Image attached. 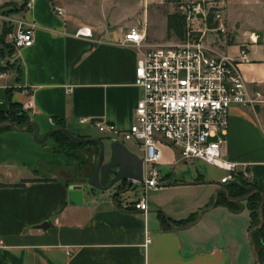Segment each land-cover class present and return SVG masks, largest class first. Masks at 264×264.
Segmentation results:
<instances>
[{"label": "crops", "instance_id": "1", "mask_svg": "<svg viewBox=\"0 0 264 264\" xmlns=\"http://www.w3.org/2000/svg\"><path fill=\"white\" fill-rule=\"evenodd\" d=\"M7 2L12 7L23 0H0V12L7 10L8 6L3 5ZM128 3L98 0L97 6L96 0H32L25 9L9 14L35 24L34 41L16 54L19 72L0 76V111L6 112L10 102L18 103L42 135L62 126L100 134L91 124L99 118L121 130L128 128L141 91L134 84L139 53L122 43L124 34L129 26L138 27L140 21L142 27L138 28L144 29L145 47L170 43L149 39L146 22L136 18L139 11L130 12L124 7ZM55 6L63 9L62 15L55 12ZM3 23L0 20V32ZM82 27H89L92 35H76ZM251 56L250 62L240 65L242 74L249 87L259 84L264 89V48H254ZM34 131V126L25 131L9 127L0 133H5L3 141L26 144ZM51 138L56 144L60 141L59 137ZM98 138L108 139L103 141L107 162L113 138ZM225 139L226 157L246 171V180L264 194V102L254 109L232 106ZM3 141V156L18 152L14 144L6 150ZM122 142L139 155L135 142ZM89 146L92 163L97 157L96 148L92 143ZM61 152L64 158L60 163L40 162L44 163L41 168L31 165L33 173L25 165L0 159V264H231L233 255L244 248L250 224V210L244 200L239 211L223 203L217 208L218 200L203 211L195 224L202 222L200 229L207 234H190L189 228L195 224L177 229L166 221L168 218L181 226L174 221L209 205L211 192L219 187L220 169L202 160L176 162V151L166 146L160 159L163 183L149 189L148 209L140 211L129 204L132 201H113L111 192L107 196L105 192L90 194L84 182L86 170L77 169L78 160ZM85 167L90 169V164ZM58 170L70 172L63 178ZM25 179L29 180L17 185ZM72 184L83 186L81 202H69ZM119 186L116 183L114 190ZM203 189L207 190L205 196L200 194ZM187 193L189 204L185 210ZM213 209H217L213 214L216 219L211 214L205 216ZM262 212L264 220V202Z\"/></svg>", "mask_w": 264, "mask_h": 264}, {"label": "built area", "instance_id": "2", "mask_svg": "<svg viewBox=\"0 0 264 264\" xmlns=\"http://www.w3.org/2000/svg\"><path fill=\"white\" fill-rule=\"evenodd\" d=\"M31 2L27 0L25 8ZM191 7L203 11L204 2H194ZM54 9L57 14H63L60 6ZM219 17L215 11L213 19ZM0 20L12 22L7 41L14 46L10 59L14 61L20 49L33 44L35 24L15 19L2 11ZM215 29L224 30L222 24ZM192 32L185 29L182 40L145 47L144 29L129 27L122 43L134 47L139 53L134 84L141 93L134 108V120L124 130L102 118L91 121L102 135L136 143L143 161V196L129 203L136 210L146 211L147 191L163 183L158 148L161 141L176 151V162L202 160L220 169L218 186L236 180L237 176L245 179L248 176L246 171L237 168L236 162L226 157L225 136L232 106L254 109L264 102V89L259 84L249 87L240 68L241 64L251 61L250 45L257 43L259 35H250L248 41L239 44L237 54L230 56L214 53L204 38V32L199 35ZM76 35L91 36V29L82 27ZM5 75L6 72H0V76ZM149 241L147 238L146 242Z\"/></svg>", "mask_w": 264, "mask_h": 264}, {"label": "rangeland", "instance_id": "3", "mask_svg": "<svg viewBox=\"0 0 264 264\" xmlns=\"http://www.w3.org/2000/svg\"><path fill=\"white\" fill-rule=\"evenodd\" d=\"M130 4H126L124 7L129 8L130 12L139 11V15L136 16L137 19H140L143 22H146L147 27V36L149 39H154L156 41L164 42H172L176 41L178 38L172 37L168 38L166 34V15L171 12H178V14L184 19V28L189 29V31L193 30L194 35H199L201 32H204V38L207 44L212 47L216 52L226 53L227 55H236L239 44L246 40L248 41L250 35L253 33H257L259 35L256 44H251L250 52L254 48H258L262 50L264 48V0H203L204 7L203 11H195L191 6L194 2H199V0H146V4L143 0H127ZM202 2V0H201ZM96 4L98 5V0H96ZM183 7V8H182ZM113 11V10H112ZM217 11L220 14V17L215 20L213 19L214 12ZM206 14L204 16L203 13ZM211 15V20L208 22L206 20L207 16ZM135 19V17H134ZM122 20V19H121ZM108 22L113 23L111 19H107ZM105 20L104 23H107ZM125 21V20H124ZM6 26L11 25L12 22H6ZM220 24H222L224 30L221 31L217 28ZM189 25V26H188ZM138 27H142V22L137 23ZM131 27V26H129ZM11 31V30H10ZM242 39V41H240ZM8 42V41H7ZM240 42V43H239ZM239 43V44H238ZM11 45V43L8 42ZM12 46V45H11ZM9 47H7V50ZM15 51V49H14ZM213 51L214 53H216ZM14 53V52H13ZM12 53V54H13ZM12 54L6 56L4 59H0L1 63L4 64L6 61L10 63H14L15 61L12 59ZM9 57V58H8ZM252 56H250L251 58ZM9 72V68L7 69ZM16 71V70H11ZM71 133L75 135H88L90 137H100L102 135L98 134L94 130L90 129H70ZM12 132V131H6ZM5 133H0V143L3 141V136ZM44 135L41 133L38 134V139L43 138ZM6 140V139H4ZM108 139H103V141ZM7 142V143H6ZM158 144V148L162 151L166 146L172 148L170 144H167L164 141ZM18 144H14L10 140L3 141L4 147L7 148L14 144L15 148L18 152H9V156H3L0 153V159H5V161L14 162L19 166H26L25 168L31 172V165L36 168H41L44 163L48 164H57L59 161L64 158L63 152L61 150H57L58 146L56 142L53 141L51 136H49L45 141L39 143L34 139V135L32 138L28 139L26 144H22V142H16ZM2 144V145H3ZM89 146V144H88ZM90 147V146H89ZM173 149V148H172ZM18 155V156H16ZM106 151L104 152L103 162H106ZM44 162V163H40ZM20 167V168H22ZM75 169L77 165L75 166ZM33 168V167H32ZM86 170V173H90L91 169L83 166ZM83 169V170H84ZM42 171V170H40ZM70 171H68L69 173ZM215 173L214 171H212ZM42 173V172H41ZM68 173H63L58 170L57 174L59 177H67ZM73 173V172H72ZM72 173H70L72 175ZM77 173V172H76ZM78 174V173H77ZM76 174V175H77ZM201 191V195H207V190L203 189ZM105 192L106 196L109 192L114 193V187L109 190L99 191V194H103ZM150 190L147 191V198L149 197ZM212 193V199L214 195V190ZM185 195V204L184 209L186 210L187 205L189 204V193ZM197 195V193H196ZM143 196V185L141 182H134L131 187L121 195V199L124 202L135 201ZM220 202L217 204L218 206H222ZM190 207V205H189ZM217 209H213L209 212L205 213L211 214L214 216L215 211ZM217 216H214L213 219H216ZM238 228H241V223L237 222ZM200 228L202 227V222L197 223L189 228L190 234H202L205 232ZM207 232V231H206ZM205 232V233H206ZM207 234V233H206ZM213 241V240H211ZM217 241H221L220 239ZM224 241V238H222ZM214 242V241H213ZM240 254L233 255L231 264H254V257L250 247V244L247 239L244 240V248L240 247ZM261 261L264 258V253L260 256Z\"/></svg>", "mask_w": 264, "mask_h": 264}, {"label": "water", "instance_id": "4", "mask_svg": "<svg viewBox=\"0 0 264 264\" xmlns=\"http://www.w3.org/2000/svg\"><path fill=\"white\" fill-rule=\"evenodd\" d=\"M31 126L35 127L34 131V139L41 143L45 141L48 136L55 132H62L68 136V138L76 143H84V144H96L98 147L97 157L91 165V172L86 173L84 177V182L87 183V189L90 194L95 195L99 191H105L111 189L116 183H119V187L115 192L111 195L113 201L116 199H121V195L126 192L134 182H141L143 179V161L142 158L135 152L131 151L121 140L119 139H111L110 140V147H111V157L107 162H103V156L105 152V144L104 142L98 137H85L79 136L71 133L65 127H57L49 129L43 136V138L38 139L39 134V127L38 125L32 121L28 120L24 125H18L12 121H6L0 123V129L4 127H12L19 131H25ZM124 185V186H123ZM229 184H224L219 186L215 189L212 202L201 208L194 220L185 224L184 226H175L168 218L166 219L167 223L172 226L173 228H186L193 224H195L203 211L208 210L216 205L219 193L224 192L226 198L229 202H239L242 201L255 193H259L261 195V199L257 208V216H258V224L252 228H249L247 232V240L250 244L253 257H254V264H263L259 258V254L255 243L252 240V233L258 229H260L263 224V202H264V194L257 188L253 186H243V189L247 190L248 192L242 196L237 198H231L229 196L228 191ZM82 185L81 184H72L69 186V202L78 203L81 202L82 198Z\"/></svg>", "mask_w": 264, "mask_h": 264}, {"label": "trees", "instance_id": "5", "mask_svg": "<svg viewBox=\"0 0 264 264\" xmlns=\"http://www.w3.org/2000/svg\"><path fill=\"white\" fill-rule=\"evenodd\" d=\"M27 0H23V2L18 5V6H12L9 7L11 4L10 2L4 3L3 5L8 6L7 10L4 9L2 12L11 14L13 12L17 13L20 12L21 10L25 9ZM196 3H201V0ZM14 5V4H13ZM206 20L210 22L211 20V15H208ZM184 19L178 14V12H171L166 15V34L168 38L176 37L178 39H184L185 38V28H184ZM6 23H3L2 29L0 32V59H4L6 56L11 55L14 52V46L8 44L6 41V35L7 33L10 32L11 30V25L6 26ZM7 47L9 49L7 50ZM1 61V60H0ZM9 71L16 70V72H19V66L14 62L10 63L6 61L4 64L0 62V72H8ZM29 120V117L27 114H24L23 110L19 107L18 103L15 102H10L9 108L7 109L6 112L0 111V123L6 122V121H12L17 123L18 125H24L27 121ZM32 127V126H31ZM63 127V126H62ZM9 127H4L3 129H6ZM51 137H59L60 141H57V146L61 151H64L66 155H69L70 157L76 158L78 160V167L77 169L82 170L83 166H85L87 163L84 162L82 159L79 158V156L76 154V149L82 147L85 145L84 143H76L71 141L67 135H65L62 132H55L50 134ZM80 136V135H79ZM95 148V156L97 155L98 147L96 144ZM79 171V170H78ZM29 179L22 180L19 182L17 185H22L24 182L28 181ZM228 191H229V196L231 198H237L239 196H242L246 194L248 191L243 189V186H253L256 188L255 184H252L251 182L247 181L245 178L241 176H237L236 180L228 183ZM261 199V195L259 193H255L252 196L244 199L245 205L248 207L250 210V224L249 228H252L258 224V216H257V208L259 205ZM223 203L225 204L229 209L234 210V211H239L242 207L241 201L239 202H229L226 198V195L224 192L219 193V198H218V203ZM196 217V214H192L186 219L183 220H178L174 221L177 225H185L194 220ZM252 240L255 243V246L257 248L259 258L262 253H264V224L263 226L254 231L252 233ZM261 260V258H260Z\"/></svg>", "mask_w": 264, "mask_h": 264}, {"label": "flooded vegetation", "instance_id": "6", "mask_svg": "<svg viewBox=\"0 0 264 264\" xmlns=\"http://www.w3.org/2000/svg\"><path fill=\"white\" fill-rule=\"evenodd\" d=\"M76 154L79 156L80 159H82L84 162H86L87 165L90 164V162H91V160H90L91 159V151H90V147L88 146V144H85L82 147L77 148ZM93 162L94 161H92V163ZM90 169H91V165H90ZM87 174H88V172H87Z\"/></svg>", "mask_w": 264, "mask_h": 264}]
</instances>
